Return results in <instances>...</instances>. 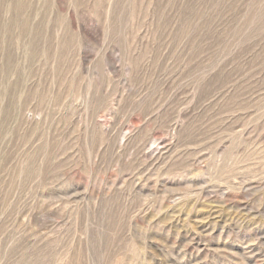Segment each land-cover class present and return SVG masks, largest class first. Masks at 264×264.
<instances>
[{"label":"rangeland","instance_id":"1","mask_svg":"<svg viewBox=\"0 0 264 264\" xmlns=\"http://www.w3.org/2000/svg\"><path fill=\"white\" fill-rule=\"evenodd\" d=\"M0 264H264V0H0Z\"/></svg>","mask_w":264,"mask_h":264}]
</instances>
